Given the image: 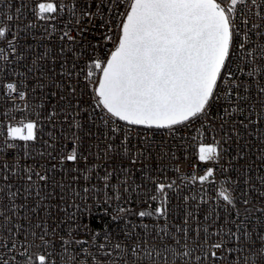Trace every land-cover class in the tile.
<instances>
[{"label":"snow or ice","instance_id":"snow-or-ice-1","mask_svg":"<svg viewBox=\"0 0 264 264\" xmlns=\"http://www.w3.org/2000/svg\"><path fill=\"white\" fill-rule=\"evenodd\" d=\"M105 3L114 5L117 10L123 5V11L116 12L118 19L113 31L115 40L113 41L111 35L103 36L104 40L113 42V47L104 56L91 60L79 70H77V62L71 58L62 61V64H70L71 68L62 73L64 82L55 86L67 91V97L60 94L59 100L65 102L68 109H73L77 88L81 87L82 90L79 83L81 75L84 77L85 85L92 86L95 105L106 114L102 119L105 120L106 125L109 121L115 125L111 128L112 139L104 148L106 157L109 153L119 152L121 148L123 153L128 155L130 133L136 128L149 131L167 129L174 133L177 126H184L201 118L211 123L216 117L221 121L219 128L227 129L229 133L235 132L238 128L248 127L243 120L237 123L235 114L243 115L244 103L250 100V89L253 85L257 89L256 95L264 98V0H100L99 3L93 0L91 5L84 6L79 17L75 10L77 5H73L71 11L74 20L65 25V30L58 37L67 46L69 53L74 50L72 45L77 47L86 45L88 48L101 46L95 32L96 29L104 27V24H93L92 19L102 14ZM8 7L12 8L13 5L9 4ZM65 7L66 5L56 3L55 0H42L34 4L30 11L36 20L59 21V13ZM93 7L97 12L88 10ZM26 8L27 5L21 3L20 6L15 7L14 14L0 13V61L8 65L18 61L21 66L26 67V72L21 75L38 74L41 80L38 87L43 88L42 81L46 72L52 71L43 66L47 63L45 60L47 53L31 60L32 67L24 64L25 56L22 55L24 41L21 39V28L26 34L29 29L35 27V24L24 16ZM83 17L88 18L86 23L90 27L85 26ZM57 30L56 25L53 24L51 29H45V34L51 36V33ZM73 32L76 35H73ZM253 36L256 37L255 41L252 39ZM64 52L65 48L61 47L60 54ZM59 59V56L55 57V60ZM7 75L4 73L2 78L4 81L7 80ZM49 80L52 81V77L49 76ZM21 86V82H0V89L16 94L8 97L13 101L27 100V93L20 90ZM52 95L58 94L52 93ZM30 107L31 105H25V109ZM260 107L264 111V99L260 100ZM17 110L24 111V109ZM257 115L260 119L258 121L250 119L249 124L264 122V115ZM59 116V110L54 109L48 114L47 119L52 122ZM73 121L76 128L81 127L75 116ZM5 127L6 134L0 152L4 149H15L17 141L27 145L28 142L38 139V124L31 119L10 123ZM117 133H123L119 146L115 145ZM232 138L229 135L227 139L222 137L221 142L201 143L198 148V160L204 163L210 161L219 163L222 143H227V140ZM72 139L75 141L80 137L73 134ZM152 147V142H148L142 149L137 148L135 156L129 157L131 166H136L140 158H149L151 156L149 150ZM161 152H163L162 148ZM261 152L264 153V147L261 148ZM51 158L56 159L55 156ZM81 158L87 159V157ZM60 160L76 162L77 147L74 145L70 154L61 156ZM261 160L264 162V155L261 156ZM140 166L145 167L143 164ZM39 167L44 169L43 164ZM12 169L16 171L9 175ZM120 170L125 173L131 171L129 167ZM222 170L227 171V169ZM175 171L180 172V169L176 168ZM214 174V168L209 167L204 170L203 175L197 176L193 172L184 178L190 179L193 183L199 181L203 185L212 180ZM112 177V172H106L102 177L105 181L103 188L111 190L105 191L103 203L117 204L115 209L117 215L112 217L116 220L123 218L121 214H128L130 211L120 206L121 201L128 202L126 194L130 186L127 178L118 184H111ZM83 178L90 183L89 176L85 175ZM77 179L73 177L74 181ZM259 181L264 185V176L259 177ZM153 184L156 194L145 195L147 200L159 201V206L152 210L136 212L135 215L140 218L154 215L167 217L166 189H173L176 182L165 183L157 178L153 180ZM49 185L50 176L47 169L41 172L36 171L31 165L21 168L19 162L0 163V216L3 217V221L0 222V264H55L53 256L57 243L66 254L69 245L86 243L73 238L75 235L71 231L73 224L77 233L83 229L90 233L93 239L98 238L99 233L92 232L91 226L81 219L85 211L90 213L83 200L81 204L73 202L69 205L76 208L81 217L78 218L75 214L67 217L69 239L59 236L57 241L55 239L58 236L57 230L46 227L43 219L34 223L28 215H25L22 219L28 221V228H24L22 223L14 224L12 215L18 209L26 207L23 202L16 203L17 197H23L24 201L31 203L30 198L34 195L37 198L36 208H40L43 202H50L53 198L54 193L45 191ZM55 187L60 189V193L56 194L59 201L67 204L65 185L57 181ZM82 191L85 197L93 199L98 189L91 186L84 187ZM73 192L75 196H80V192L75 190ZM217 195L226 202L225 207L234 205L235 196L229 188L221 186ZM183 199L187 201L189 197ZM243 203L247 205L249 201L245 199ZM46 206L45 204L44 207ZM36 208H32L31 211L35 212ZM149 209H151L150 204ZM192 215L191 212L187 213L185 224H188V218ZM207 219L206 216L205 220ZM62 224V221L59 222L57 228L62 227ZM237 228L239 230V225ZM160 231L165 235L169 234L165 229ZM177 232L183 233L181 238L185 242L181 245V238H177L175 242L184 250L177 252L175 248L166 245L164 252H170L174 257L179 256L181 259L188 258L184 260V264H192L194 249L187 242L189 228H177ZM195 232L197 236L203 233V239L196 243V248L203 255L195 257V264H205V260L208 259L215 261L217 251L222 250L224 244L219 241L212 242V236L215 234L210 232L208 227L197 228ZM243 235L248 234L245 232ZM105 239L108 240L109 237L106 235ZM260 239L262 243L259 247H254L252 244L247 246L253 255L245 258L244 264H264V237ZM114 247L119 249L121 246L116 244ZM98 248L104 250L106 245L100 244ZM138 248H141L140 242H137L133 251ZM238 250L243 252L244 246L240 245ZM81 251L85 250L81 249ZM74 253L75 250L69 255V259L76 258ZM145 255L149 258V264H159L158 260L151 258V251L145 250ZM156 255L159 257L161 253L157 252ZM163 264H169L167 256H164Z\"/></svg>","mask_w":264,"mask_h":264},{"label":"built area","instance_id":"built-area-1","mask_svg":"<svg viewBox=\"0 0 264 264\" xmlns=\"http://www.w3.org/2000/svg\"><path fill=\"white\" fill-rule=\"evenodd\" d=\"M42 0H0V13H15V7L25 3L27 8L24 16L28 21H32L35 27L28 30L25 34L21 28V39L23 43V53L25 56L24 64L32 67L30 61L37 56H44L47 61L43 66L52 69L46 72L43 79L44 87H38L41 80L38 74L21 75L26 72V67L20 63L14 62L11 65L0 61V82H21L22 91L27 93V100L15 101L9 99V96H15V93H8L5 89H0V146L3 145L4 135L6 134L7 124H15L20 120L31 119L38 124V139L34 142H28L25 145L22 141L15 142V149H4L0 152V163L7 162L15 164L19 162L21 168L33 166L36 171L48 170L50 176V185L45 189L47 192L54 193L50 202L45 201L40 208H36L34 195L31 197V203L24 201L23 197H17L16 203H25V208H20L12 215L14 224H23L28 228V221L22 219L25 215L35 223L43 219L46 227L55 228L59 236L69 239L67 217L75 214L78 218L80 212L69 205L81 204L82 200L87 204L90 213L85 211L81 218L85 223L91 226V231L99 233L98 238L93 239L90 233L80 229L77 233L75 224L72 225L71 231L75 234L73 238L79 241H86L83 244H73L68 246V254L61 250L59 243L54 249L53 259L55 264H149V258L145 255V250L151 251L152 259L158 260L163 264L164 256H167L169 264H184V260L179 256H173L172 253H165L164 247L170 246L177 252L184 249L176 244V239L183 237V233H178L177 228L188 227L189 235L187 242L194 249L192 253V264H195V257L203 255L197 248L198 240L203 239L201 232L197 236L195 229L208 227L209 231L214 233L212 242H222L224 248L217 251L215 261L205 260V264H244V259L253 255L248 249V245L259 247L262 243L261 237H264V185L259 181V177L264 176V162L261 156V148L264 147V122L249 124V120L258 121L260 117L257 114L264 115L260 107V98L256 95L257 89L253 85L250 89L251 97L248 102L244 103L245 111L243 115L235 114V120H240L248 125L247 128H238L235 132L229 133L227 129L221 130L219 117H216L211 123L203 118L189 122L184 126H177L173 132L167 129L146 130L136 128L130 133V151L128 155L123 153L121 148L119 152L109 153L105 156L104 148L111 137V128L114 127L110 121L105 123L102 119L106 114L101 108L96 107L93 100L92 86L85 85L84 77H79V83L82 86L77 88L76 98L73 100V109H68L65 102L59 100V95L68 93L65 90L57 88L55 85L64 82L62 73L69 71L70 64L61 62L71 58L77 62V70L84 68L91 60L101 58L113 47V42L103 39L104 35L113 36L118 19L116 12L123 11V5L120 9H115L114 5L105 3L102 14L93 17L92 23L104 24V27L96 29V36L100 40V47L88 48L86 45L77 47L72 45L73 51L69 53L67 46L63 44L58 37L65 30V25L73 22L72 6L77 5L76 14L79 17L84 6L91 5L93 0H55L56 3H62L66 7L60 11L59 21H40L36 20L30 9L34 4ZM100 0H96L99 3ZM9 4L13 5L9 8ZM112 9V10H109ZM89 11L97 12L96 8H89ZM87 17H83L86 27ZM55 24L57 31L52 32L51 36L45 34V29H51ZM76 35L75 32L72 33ZM252 39L255 41L256 37ZM64 47L65 52L61 55L60 48ZM29 53L31 55H29ZM59 56V60L55 57ZM7 73V80L4 81L3 75ZM52 77V81L49 80ZM75 79V78H74ZM259 79V77H257ZM54 81V82H53ZM52 93L58 95L53 96ZM31 105L25 109V105ZM15 105V106H14ZM255 109L254 111L252 109ZM17 109H24L20 111ZM54 109H58L60 116L55 121L49 122L47 116ZM73 116L81 124L80 128L74 126ZM122 123V122H121ZM70 125H72L70 127ZM237 133L239 135L237 136ZM79 136V140H73L72 136ZM231 135L233 138L222 143V156L219 163L200 162L198 160V148L201 143L211 144L221 142L222 137L227 139ZM123 138V133H117L115 145L119 146ZM152 142L153 147L149 150L151 156L147 159L140 158L136 166H131L130 156H135L137 148H143L146 143ZM77 147L78 160L71 162L63 160L60 157L70 154L73 146ZM161 148L163 152H161ZM9 153H11L9 155ZM56 159H52L51 156ZM81 157H87L82 159ZM110 157V158H109ZM43 164L44 169L39 165ZM143 164L145 167H141ZM56 165V167H53ZM162 166V167H161ZM195 166V167H194ZM129 167L131 171L125 173L120 169ZM212 167L215 170L212 180L205 182L203 185L199 181L192 182L185 179L193 172L197 176L203 175L204 170ZM176 168L180 172L175 171ZM222 169H227L223 171ZM12 169L8 174L15 172ZM106 172H112L113 177L111 184H118L127 178L129 192L126 194L127 201H121L120 206L130 210L128 214H121L123 218L114 220L117 204L111 205L103 203L105 199V190L103 185L105 181L102 177ZM21 174L22 171H21ZM90 178L84 180V176ZM77 177V180H73ZM170 183L176 182L173 189H166L168 200L166 207L168 209L167 217H145L140 218L135 215L141 210H152L159 206V201L147 200L146 193L156 194L154 191L153 180ZM59 181L65 185V200L67 204L59 201L58 193L60 189L55 187ZM214 181V182H213ZM95 186L98 191L94 194L93 199L85 197L84 187ZM223 186L229 188L234 193V205L227 206L226 202L218 198V190ZM135 189V190H134ZM15 190V188H13ZM73 190L80 192V196H75ZM189 197L187 201L183 198ZM247 199L249 203L245 205L243 201ZM147 200V202H145ZM47 205L44 207V205ZM59 204V208H57ZM149 204L151 209H149ZM36 208L35 212L31 209ZM107 212V214H106ZM191 212L192 217L188 218V224H185L187 213ZM208 217L205 220V217ZM3 217L0 216V222ZM63 222L62 227L57 228L59 222ZM233 221L235 223H233ZM239 225V230L237 228ZM147 226V227H145ZM165 229L168 235L161 232ZM247 233L245 236L243 233ZM109 239L106 240L105 236ZM137 242L141 243V248H135ZM185 242L180 239V244ZM105 244L106 248L100 250L98 246ZM119 244V249L114 246ZM244 246V251L238 250L239 246ZM84 249L85 251H81ZM75 250V259H69V255ZM160 252L158 257L156 254ZM63 257V259H61ZM259 259V258H257Z\"/></svg>","mask_w":264,"mask_h":264}]
</instances>
